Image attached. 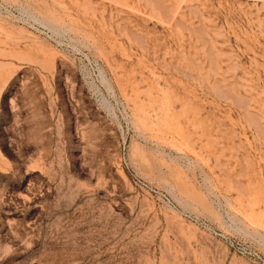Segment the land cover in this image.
<instances>
[{"label":"rangeland","instance_id":"374dc122","mask_svg":"<svg viewBox=\"0 0 264 264\" xmlns=\"http://www.w3.org/2000/svg\"><path fill=\"white\" fill-rule=\"evenodd\" d=\"M0 264H264V0H0Z\"/></svg>","mask_w":264,"mask_h":264}]
</instances>
